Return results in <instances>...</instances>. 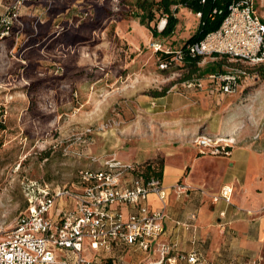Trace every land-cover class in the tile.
I'll list each match as a JSON object with an SVG mask.
<instances>
[{
    "label": "rangeland",
    "instance_id": "374dc122",
    "mask_svg": "<svg viewBox=\"0 0 264 264\" xmlns=\"http://www.w3.org/2000/svg\"><path fill=\"white\" fill-rule=\"evenodd\" d=\"M142 1H26L10 33L0 27V240L46 185L75 187L82 170L112 160L145 172L173 164L184 169L167 211L173 238L222 264L264 263V204L247 203L264 178V60L208 54L162 68L163 49H181L201 14L173 6L175 31L155 36L150 26L161 33L166 16L142 24ZM251 3L264 18V0ZM216 73L241 74L238 89L212 84ZM202 210L207 224L192 244L190 217ZM144 257L127 249L116 264Z\"/></svg>",
    "mask_w": 264,
    "mask_h": 264
},
{
    "label": "built area",
    "instance_id": "2783aa9c",
    "mask_svg": "<svg viewBox=\"0 0 264 264\" xmlns=\"http://www.w3.org/2000/svg\"><path fill=\"white\" fill-rule=\"evenodd\" d=\"M2 1L6 10L0 13V27H4L3 34H8L20 18L21 6L32 0ZM216 53L243 62L264 60V18L251 0L232 4L218 31L175 50L174 57L162 60L161 67L169 68L173 61L183 63L187 57ZM241 74L216 73L209 79L224 92L233 93ZM193 85L203 84L196 81L190 83ZM135 169L120 160L107 161L103 169L82 170L75 187L51 189L46 185L32 193L14 228L0 240V264H116L119 256L131 248L145 253L138 264H214L197 251H183L162 240L165 209L151 210L148 201L151 193L165 201L166 190L161 179L147 180L135 174ZM179 188L183 190V186ZM188 190L184 187V192ZM231 194L226 191L225 197ZM89 250L102 256H89ZM240 264L263 262L251 259Z\"/></svg>",
    "mask_w": 264,
    "mask_h": 264
},
{
    "label": "trees",
    "instance_id": "16d2710c",
    "mask_svg": "<svg viewBox=\"0 0 264 264\" xmlns=\"http://www.w3.org/2000/svg\"><path fill=\"white\" fill-rule=\"evenodd\" d=\"M239 1L241 0H205V2H203V0H160V1H153L150 3L148 0H143L142 2L139 3L140 11L137 17H140L141 23L145 24L147 20L151 22L155 19L157 10L162 11V13L166 16V20H167V24L164 30L161 33H159L157 28L151 26L150 28L154 32L155 36H158L160 34L166 36L172 34L175 31V27L178 23V17L175 16L176 9L174 10L172 8L173 6L182 5L190 8L194 13L201 14V22L199 28L197 32L187 41V43L183 45V47H185L189 43L202 41L210 33L218 31L222 27L226 17L230 12V6L232 4L238 3ZM174 55H175V50H172V52L170 53H166L162 51L161 60L170 61L174 57ZM216 55L218 54L216 53ZM199 60L200 57L197 58L187 57L184 62L196 64ZM208 71H215V69H208ZM4 128H5L4 124L0 121V129H4ZM134 173L137 175L144 176L147 180H150L151 178L154 177L162 180L164 176V169L162 168L161 170H156L153 169L152 167H148L147 172H145L141 170L139 167H137L134 170Z\"/></svg>",
    "mask_w": 264,
    "mask_h": 264
},
{
    "label": "crops",
    "instance_id": "0c3cea01",
    "mask_svg": "<svg viewBox=\"0 0 264 264\" xmlns=\"http://www.w3.org/2000/svg\"><path fill=\"white\" fill-rule=\"evenodd\" d=\"M168 166H171V167L175 168L174 170H170L169 174H168V170H167ZM183 173H184V169L183 168L175 166L173 164H168L166 166L165 170H164V176H163V179H162L163 188H164V190H166V193H167V197H166L165 201H162L160 199L161 203L159 202L160 204H155V201L157 200L156 196H158V195L156 193H151L150 196H149L148 203H149L150 209L151 210L165 209V212H166V215H167V218H166V221H165L166 232L162 236V240L174 244L178 249L183 250V251H188V252L197 251V252L203 254V256L208 261H210V262H212L214 264H222L221 262L216 261L214 259H209L201 249H196V248L187 249V248H185V247H183L181 245L180 239L173 238L174 234H176L175 237L177 236V232L175 233L174 222L172 220L171 215L167 211L171 210V205H170L171 197L174 196L173 195V185L180 178V176H182ZM167 174L170 175V176L167 177ZM253 180L255 181V179H253ZM257 183L260 184V186L262 188L261 192H259V194L257 193L256 195L253 194L252 201L247 200V203H250L254 207H258V206L264 204V178L260 177L258 179ZM158 198H159V196H158ZM208 216L209 215L207 214L206 210H202V213H201V216H200L199 220H198L197 216H196L195 219L190 217V223L188 224V228L191 230V233L195 234V235L192 234V237L190 239H188V240H190L189 242H192V244H195L196 240L200 238V236L198 235V232H197L198 228H199L198 226L199 225L200 226H205L207 224ZM259 223L261 225V227H260V235L264 239V231H263L264 218ZM175 224H176V222H175ZM200 228L203 229L204 227L203 228L200 227ZM131 249L135 250V251L137 250L135 248H131ZM138 251H141V250H138ZM144 258H142L141 260H143ZM240 263H242V262H240ZM240 263H238V264H240Z\"/></svg>",
    "mask_w": 264,
    "mask_h": 264
},
{
    "label": "bare ground",
    "instance_id": "6f19581e",
    "mask_svg": "<svg viewBox=\"0 0 264 264\" xmlns=\"http://www.w3.org/2000/svg\"><path fill=\"white\" fill-rule=\"evenodd\" d=\"M167 24V20L164 19L162 22H161V28H164ZM175 168L174 167H171V166H168L167 170H168V174H169V171L170 170H174ZM167 174V177H169L170 175ZM226 190L229 192V191H232V187L231 186H228L226 187ZM226 193V191H225ZM153 197V196H152ZM157 200L155 201V204H160L161 201H160V198H158V196H156ZM160 202V203H159ZM263 231H264V224H263Z\"/></svg>",
    "mask_w": 264,
    "mask_h": 264
}]
</instances>
